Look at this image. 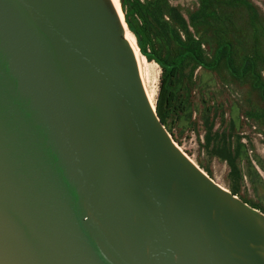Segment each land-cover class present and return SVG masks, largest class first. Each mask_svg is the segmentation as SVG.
I'll use <instances>...</instances> for the list:
<instances>
[{
    "label": "water",
    "instance_id": "95a60500",
    "mask_svg": "<svg viewBox=\"0 0 264 264\" xmlns=\"http://www.w3.org/2000/svg\"><path fill=\"white\" fill-rule=\"evenodd\" d=\"M118 6L0 0V264H264V214L165 130Z\"/></svg>",
    "mask_w": 264,
    "mask_h": 264
},
{
    "label": "trees",
    "instance_id": "16d2710c",
    "mask_svg": "<svg viewBox=\"0 0 264 264\" xmlns=\"http://www.w3.org/2000/svg\"><path fill=\"white\" fill-rule=\"evenodd\" d=\"M118 1L138 53L160 70L153 106L165 130L176 143L184 132L202 130V143L215 145L204 153L233 161L240 151L232 143L235 123L229 118L221 128L230 91L240 90L242 115L264 128V18L248 0H195L191 9L170 0Z\"/></svg>",
    "mask_w": 264,
    "mask_h": 264
},
{
    "label": "rangeland",
    "instance_id": "374dc122",
    "mask_svg": "<svg viewBox=\"0 0 264 264\" xmlns=\"http://www.w3.org/2000/svg\"><path fill=\"white\" fill-rule=\"evenodd\" d=\"M170 2L190 9L195 5V0H170ZM248 2L256 9L259 16L264 18V0H248ZM139 56L142 59L141 67L148 72L147 79L145 78V87L153 104L158 90L160 70L154 62L146 61L140 54ZM207 77L208 75H204L203 79ZM240 98V90L230 91L231 108L225 109L224 121L221 126V128L226 127L229 118L235 123L238 138L236 140L235 135L232 143L234 147L240 144V151L238 157L233 161H225L215 151L212 155L207 151L205 154L203 146L205 150H211V148L215 149V145L205 146L202 143V130L198 136L191 132H184L180 138L178 137L179 142L175 143L195 164L196 159L203 162L210 171L211 179L226 189L228 185L233 186L238 195L244 197L258 210L264 211V128L257 126L242 115ZM219 124V119L216 118L213 129L217 128Z\"/></svg>",
    "mask_w": 264,
    "mask_h": 264
},
{
    "label": "bare ground",
    "instance_id": "6f19581e",
    "mask_svg": "<svg viewBox=\"0 0 264 264\" xmlns=\"http://www.w3.org/2000/svg\"><path fill=\"white\" fill-rule=\"evenodd\" d=\"M115 2H116V5H117V9H118V12H119V16H120V18H121V20H122V15H121V13H120V10H119V6H118V2H117V0H115ZM123 26H124V23H123ZM125 30H126L128 36H129V38L131 39V42H132L133 46H134V49H135V52H136V56H137L138 69H139V76H140V78H141V82H142V85H143L144 91H145L147 97L149 98L150 95L148 94V92H147V90H146V87H145V78L147 79V75H148L147 73H148V72H146L147 70L145 71V69L141 67V61H142V59H141V57H140L139 54H138V51H137V48H136V46H135L134 38H133L132 34L127 30L126 27H125ZM142 66H143V65H142ZM150 98H151V97H150ZM149 100H150V99H149ZM150 101H151V100H150Z\"/></svg>",
    "mask_w": 264,
    "mask_h": 264
}]
</instances>
